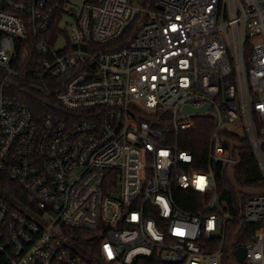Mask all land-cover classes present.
Masks as SVG:
<instances>
[{
  "label": "built area",
  "instance_id": "obj_1",
  "mask_svg": "<svg viewBox=\"0 0 264 264\" xmlns=\"http://www.w3.org/2000/svg\"><path fill=\"white\" fill-rule=\"evenodd\" d=\"M241 136L264 177V0H0V264H222L216 171L233 178ZM239 219L256 225L243 260L264 264V189Z\"/></svg>",
  "mask_w": 264,
  "mask_h": 264
},
{
  "label": "trees",
  "instance_id": "obj_2",
  "mask_svg": "<svg viewBox=\"0 0 264 264\" xmlns=\"http://www.w3.org/2000/svg\"><path fill=\"white\" fill-rule=\"evenodd\" d=\"M137 5L149 9H155V0H133ZM22 68L30 69L31 62L23 63ZM35 81L29 78H13L5 92L16 97L18 100L28 105L32 113L40 117L45 114L55 113L52 108V100H48L42 89L34 86ZM212 121L208 117L199 118L197 126L190 132V148L195 153L196 159L201 166H206V148ZM237 151L239 161L233 168V178L230 179L225 174L221 175L216 171L218 181V193L224 201L223 208L232 216L227 222L225 239L222 248V264H253L247 260L237 263L234 260L233 251L238 246L245 245L252 237L256 228L253 223H243L240 221L242 206L250 190L264 189V177L253 154L251 145L245 136L238 137ZM189 196H196L194 193H185ZM180 205L187 209H194L192 206L180 202ZM136 264H179L169 262L156 255L138 258Z\"/></svg>",
  "mask_w": 264,
  "mask_h": 264
},
{
  "label": "water",
  "instance_id": "obj_3",
  "mask_svg": "<svg viewBox=\"0 0 264 264\" xmlns=\"http://www.w3.org/2000/svg\"><path fill=\"white\" fill-rule=\"evenodd\" d=\"M157 8H160L161 9L162 6L157 5ZM207 108H208L207 105L202 106V107H199V108H195V109L185 106L183 108V111L184 112H187V111L199 112V111H203V110H205ZM233 256H234V258H235V260L237 262H242L243 259H244V256H245V249H244V247L243 246H238L237 248H235L234 251H233Z\"/></svg>",
  "mask_w": 264,
  "mask_h": 264
},
{
  "label": "rangeland",
  "instance_id": "obj_4",
  "mask_svg": "<svg viewBox=\"0 0 264 264\" xmlns=\"http://www.w3.org/2000/svg\"><path fill=\"white\" fill-rule=\"evenodd\" d=\"M11 80H9V82H10ZM236 261V260H235ZM237 262V261H236ZM237 263H239V262H237Z\"/></svg>",
  "mask_w": 264,
  "mask_h": 264
}]
</instances>
